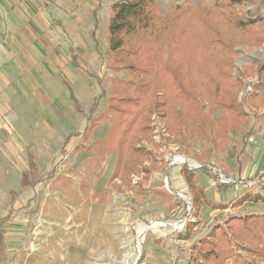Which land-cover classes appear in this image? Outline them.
I'll list each match as a JSON object with an SVG mask.
<instances>
[{"label":"rangeland","instance_id":"rangeland-1","mask_svg":"<svg viewBox=\"0 0 264 264\" xmlns=\"http://www.w3.org/2000/svg\"><path fill=\"white\" fill-rule=\"evenodd\" d=\"M115 1L0 0V264H143L145 237L184 234L191 225L186 203L191 194L176 196L168 174L187 176L190 188L214 185V179L209 185L201 180L217 173L230 182L237 154L249 159L246 175L261 174L264 75L260 80L258 71L264 68V0H155L153 26L126 36L123 47L129 54L114 57L116 66L127 65L124 70L105 64ZM221 45L233 53L222 52ZM167 46L182 51V74L196 73L179 79L176 87L160 74L155 79L156 60ZM163 62L165 76L171 61L167 65L165 56ZM139 65L152 70L142 79L170 100L164 111L186 106L182 135L167 131L158 113H142L157 143L146 144L143 152L157 160L150 181L133 162L118 161L122 131L113 129L118 120L127 122L150 105L148 92L139 93L138 106L118 104L131 111L111 110V118L84 130L97 102L94 116L108 111L111 95H138ZM230 74L242 118L240 124L221 127L224 111L215 90L220 86L219 94L235 95ZM199 94L204 115L189 110H196L193 101L182 99ZM237 184L239 194L248 188ZM257 190L264 198V188ZM208 195L216 199L213 192ZM180 220L183 227L174 226ZM145 225L149 228L140 234ZM206 226L192 234L198 236ZM190 264L196 263L190 259Z\"/></svg>","mask_w":264,"mask_h":264},{"label":"trees","instance_id":"trees-1","mask_svg":"<svg viewBox=\"0 0 264 264\" xmlns=\"http://www.w3.org/2000/svg\"><path fill=\"white\" fill-rule=\"evenodd\" d=\"M228 1L234 4H241L244 2V0ZM155 9V0H117L112 4L111 16L108 23V51L105 52L107 54V57L105 58V64L107 66L109 65L115 70H124L126 68L127 65L125 64L122 66H116L115 63H112L113 60L115 61L114 57L117 56L116 59H123L120 58V55L122 56L123 53L126 52L123 47L126 36L148 30L153 26L155 21ZM72 47V53H74V56H72L76 57L75 51H78V47L74 45ZM219 48H221L222 52L230 54L231 52L233 53L232 50L229 51L231 48L228 45H221ZM162 52L164 53L163 57L160 55L156 60V63L158 62L159 66L156 70H154L155 79L160 74L161 78L170 79L173 87H176L178 86L176 83L179 82V79H186L187 81L196 75L195 72L191 73L190 71L182 74V68L186 65L179 62L182 58V51L179 48L175 49L174 47L167 46V49ZM126 53L129 54V52ZM165 56L167 57V65L168 62H171L169 71L167 72L168 75L166 74L164 76L163 73H165V70L162 65L164 63L163 59ZM143 63L145 65L149 64L146 60H143ZM175 65L178 67L175 68ZM130 67L133 66L130 65ZM130 67L129 69H132ZM135 68L137 69L138 79L142 81L139 87H137L138 89L136 88L137 90H135L138 92V95L129 96L128 94L123 95L124 93L122 95H111L109 96L111 108L109 104L107 109L108 111H104L99 115L94 116L97 108L99 107V103L97 102L90 110L85 133H87L90 129L97 127L104 119L111 118L113 116V114H111L112 112L124 113L125 111H131V109L127 110L118 104L129 106L137 105L140 103L141 99V94L139 93L148 92L147 96L149 97L148 99L150 101V105H147L145 108L139 110L140 112H133L134 114H131V117L127 122L122 123L123 120H116L117 122H115L113 129L115 132L122 131V134L118 139V161L120 162L123 158L125 159L126 164L128 163L130 165L133 162L134 165L140 168L144 178L149 179L157 166V160L149 155H147L149 157L144 156L143 152L147 148L146 144H151L154 147H157V143L152 125L147 123V118H144L142 113L144 111L148 113H158L161 119L164 120L165 125H167V131H170L171 133L178 132L179 135H182L185 128L184 113L186 111V106L183 110L174 108L171 113L169 111H164V108L167 109L170 104V100L167 99L166 95L163 93L157 94L161 91L158 90L160 88H158L155 84L150 83L149 80L144 81V78L142 79L144 74L146 75L152 70L143 66L141 67V65L135 66ZM204 72L207 73L206 70ZM258 74L260 80H262L264 68H260ZM232 79L235 80L234 76L230 74V76H228V80L230 81L229 83L232 86V89H236L235 85H237V82ZM131 81L132 80L128 82L132 83ZM118 82L123 83L126 81L120 79ZM142 87L143 89H141ZM179 87L182 88V86ZM219 89H221L220 86L215 90L217 92L216 101L221 106L222 111H224L222 118L219 120V124L221 127H224L225 125H231L233 127L235 124L239 123L242 118V114L236 109L238 103H241V101H239V96L236 97L237 89L235 90V95L232 96H228L225 93L219 94ZM105 96L106 94H102L98 98H103ZM182 97V99L186 101V104L191 105L194 103L196 110L191 107L189 110L193 109L192 111L194 113L198 112L199 114H203L201 100L202 94H199L194 98H190L188 95ZM207 97L210 102L209 95H207ZM111 110L112 112H110ZM208 110L209 112L213 110L211 109V103L208 104ZM262 116L263 115H261V117ZM176 117L178 122L173 120ZM232 129L234 130L236 127ZM149 153L152 154L151 152ZM146 158L149 159V165L145 164ZM24 177V180H26V176ZM233 219L236 221L232 224L214 226L207 236L202 238L199 243L193 246V254H195L197 259L201 258L204 263L210 261H213L215 264L223 263L227 257L233 254L231 246H234L237 250L241 249L248 253V255L252 258L250 264H256V258L264 254V216L251 214L243 218L238 217ZM2 221H5V218H3ZM246 242L249 243L247 244ZM3 248L4 230L0 228V250L2 251Z\"/></svg>","mask_w":264,"mask_h":264},{"label":"crops","instance_id":"crops-1","mask_svg":"<svg viewBox=\"0 0 264 264\" xmlns=\"http://www.w3.org/2000/svg\"><path fill=\"white\" fill-rule=\"evenodd\" d=\"M235 159L237 171L235 174L233 173V179L230 182L223 181L222 178L225 176H220V173H217L207 175L210 178L207 177L201 180L202 182L206 181V184L209 185V180L214 179V185L211 184L206 187L199 183L196 188H190L188 179H186L187 176L183 178L177 172L166 176L167 180H169L168 183L172 188L174 187L173 190L176 196L184 198L187 197L185 195L187 192L191 194V197L186 201L189 204L187 217L191 225L189 223L186 224L184 234L162 232L145 237L143 242V247L145 248L143 264H190V259L195 261L196 264H215L213 261L204 263L201 258L197 259L195 254H193V246L207 236L214 226L229 225L236 221L233 218H243L251 214L264 216V204L260 203L264 201V198L259 190L257 192L253 191L257 187L264 188V161L261 164V174L250 176L246 175L250 170L249 159L244 161V156L241 154H237ZM201 168L204 169L205 167ZM218 169L220 170V167ZM151 178L152 175L149 181ZM237 183H244L248 188L246 187L247 189L242 194H239L236 190ZM229 189H233V193L224 194L225 192L228 193ZM224 190L225 192L223 193ZM209 192H213L216 199L209 196ZM257 202L259 203L257 204ZM195 223L197 224L194 225ZM204 224L207 226L211 224V226L204 227L198 236L192 234L193 230ZM192 226L194 227L192 228ZM246 243L248 244L249 242ZM231 249L233 254L219 264H250L252 258L246 251L237 250L234 246H231ZM162 251H164L163 254ZM256 264H264V254L256 258Z\"/></svg>","mask_w":264,"mask_h":264},{"label":"built area","instance_id":"built-area-1","mask_svg":"<svg viewBox=\"0 0 264 264\" xmlns=\"http://www.w3.org/2000/svg\"><path fill=\"white\" fill-rule=\"evenodd\" d=\"M250 141L252 142V143H257V141L256 140H254V138L253 137H250ZM222 180L223 181H227V180H225L224 178H222ZM228 182V181H227ZM175 224H179L178 226H180V227H183V225H184V221L183 220H180V221H177Z\"/></svg>","mask_w":264,"mask_h":264},{"label":"bare ground","instance_id":"bare-ground-1","mask_svg":"<svg viewBox=\"0 0 264 264\" xmlns=\"http://www.w3.org/2000/svg\"><path fill=\"white\" fill-rule=\"evenodd\" d=\"M184 159V158H183ZM159 223V222H158ZM161 223V222H160ZM174 226H177V224H174ZM149 227L148 226H140L139 227V233H143L144 231H146Z\"/></svg>","mask_w":264,"mask_h":264}]
</instances>
